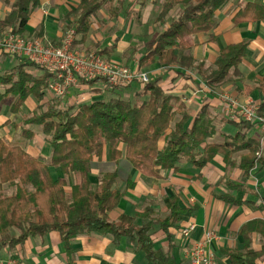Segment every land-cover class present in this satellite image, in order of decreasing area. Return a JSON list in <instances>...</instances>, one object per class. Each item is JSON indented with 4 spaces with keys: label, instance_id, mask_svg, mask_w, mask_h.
<instances>
[{
    "label": "trees",
    "instance_id": "16d2710c",
    "mask_svg": "<svg viewBox=\"0 0 264 264\" xmlns=\"http://www.w3.org/2000/svg\"><path fill=\"white\" fill-rule=\"evenodd\" d=\"M127 1L80 0L76 9L64 18L66 28L77 24V33L85 41L94 17L103 6H110V10L116 13L113 4L122 6ZM230 1L166 0L159 14L162 21L175 6L182 5L183 9L178 18L172 19L163 31L154 35L150 47L139 58L138 69L156 63L196 69L204 73V80L212 88L239 76L247 42L224 47L215 61V68L204 72L203 64L195 60L187 41L190 35L211 30L217 12ZM41 3L42 0L9 1L11 9L0 23V35L7 31L24 35L31 13ZM234 21H264V2H247L237 12ZM20 60L19 65L0 71V86L6 88L0 93V100L13 94L16 99L11 110L15 113L30 96L38 102L44 100L54 79V74L46 67L29 58L20 57ZM32 69L40 72L35 73ZM160 81L161 78L156 77L148 83H140L134 101L112 95L109 99L78 106H62V100H56L59 98L48 106L40 105L23 121L42 128L52 150L49 162L0 137V249L23 244L30 237L57 232L66 251L71 253L75 237L99 233L111 235L115 243L123 238L129 239L153 264H181L171 250L157 248L153 238L156 226L171 242L175 235L173 229L181 228V216L189 209L181 207L179 197L164 199L168 210L163 216H158L153 207L147 206L136 216L121 213L113 220L110 213L119 207L124 197V192L115 187L119 174L117 171H101L94 186L91 178L94 164L103 161L106 151L108 160L116 165L125 158L144 175L158 178L162 171L180 169L179 164L183 162L204 168L221 155L227 165L239 164L242 176L248 177L257 164L264 167V157H261L260 140L247 135L255 124L221 117L212 111L210 104L193 116L184 103L176 107L178 99L175 100ZM97 82H102L108 91L117 89L102 77L79 79V83L89 86ZM260 87L264 94V77ZM259 115L264 117V100ZM219 121L236 125L238 134H224L222 142L216 140ZM27 133L24 131L25 135ZM235 154H242L240 161H235ZM56 167L62 169L63 177L54 176L52 170ZM125 182L126 190L133 187L132 178L127 177ZM5 186H14V193L6 195ZM232 203L239 204L234 199ZM139 217L143 219L141 224L137 223ZM254 232L264 239L263 219L251 220L240 229L244 236V251L225 250V256L232 264H256L264 256V244L260 250L251 248Z\"/></svg>",
    "mask_w": 264,
    "mask_h": 264
},
{
    "label": "crops",
    "instance_id": "0c3cea01",
    "mask_svg": "<svg viewBox=\"0 0 264 264\" xmlns=\"http://www.w3.org/2000/svg\"><path fill=\"white\" fill-rule=\"evenodd\" d=\"M9 1L12 2L14 0H0V23L11 9ZM130 1L128 0L122 6L116 3L113 4L116 13H113L114 11H111L108 5L109 11L104 10L102 12L103 17L97 13L88 38L82 41L77 33L78 25L75 24L67 29V24L64 20L71 10L76 9L80 0H42L41 6L31 13L24 35L28 38L41 39L46 44L59 45L67 31L75 29L76 47L83 50H96L104 58L108 57L118 63L122 62V64L132 69H138L139 58L144 55L151 44L145 41L147 48L145 47L142 54L139 53V50L137 52L133 51L134 53L130 55L125 54L128 46L132 45L129 36L134 31V29L130 28L129 30L127 27L131 17V10L133 9V5H129ZM260 1L264 2V0ZM139 7L135 6V9H139ZM243 7L235 10H219L211 30L193 34L187 38L192 48L191 53L198 63L203 64L204 72L215 68V61L224 47L241 41L247 42L245 56L239 65V76L233 77L231 81L212 88L204 80V73L196 69L186 70L178 66L159 63L143 69V71L150 73L151 79L161 78L160 83L163 88L171 93L175 100L178 99L175 103L176 107L180 103H184L194 116L198 114L202 107L210 104L215 114L224 117L220 113L221 105L217 95L221 91L232 92L231 94L233 95L244 91L240 94L241 96H238L240 100L250 98L261 105L264 100V94L260 87V82L264 77V21L253 23L234 21L237 12ZM123 12L127 14L126 17L122 14ZM97 17H101L103 20V23L100 22V26H98L99 19ZM111 17H116L115 19L119 20L116 23V35L113 37L109 35L110 32L115 33ZM101 24L106 26L99 30ZM150 29L151 27L146 32V36H149V38L152 35ZM93 31L97 33L94 42L91 41L95 37L93 36ZM137 37L132 34L135 42L139 41ZM2 55H7L6 59L8 60L0 57V61H4L9 67L0 69L1 72H5L21 63L20 57L11 56L0 51V56ZM32 70L35 73L40 72L36 69ZM102 84V82H97L95 85L89 86L78 83L61 97H57L48 88L44 100L38 102L34 97L30 96L23 103L20 111L16 113L11 110L16 97L13 94H9L13 98L8 101L6 100L8 95H5L0 100V137L10 144L15 142L20 135L30 138L31 143L28 144L29 147L26 150L36 157H43L50 161L52 150L46 141L45 134L41 131L42 128L39 126L41 130H36V134L24 128L31 124H24L23 120L31 116L40 105L48 106L56 98H59L56 100H62V106L69 107L78 106L83 101H85L84 103H89L93 100L109 99L112 95L121 96L123 95V90L126 93L135 84H137V88H133L131 94H136L140 90L139 82H135L129 87L126 86V90L125 88H117L111 91L103 88ZM5 91L6 88L0 86V93ZM24 108L29 113L21 117L20 113ZM5 115L9 117L7 118ZM251 123L255 125L248 131L247 135L248 137L254 136L260 140L262 146L261 157H264L263 124L259 122ZM223 124L224 122L222 121L217 123L216 135H220L221 139L217 138L216 140L221 142L224 134L230 136L238 134V132H225L222 130ZM26 130L28 132L27 135L24 134ZM163 145L164 140L161 141V146ZM107 156L108 152L105 151L103 163L111 162ZM241 157L242 154H235V161H240ZM124 162L128 161L122 158L118 165L120 166ZM103 163L101 170L104 167ZM179 168L177 170L162 171L161 175L155 178L144 175L130 165L128 177L134 181L133 187L128 189V193L126 196L124 195L119 207L110 213L111 218L116 220L121 213L136 216L147 206L153 207L158 216H163L168 210L164 199L177 196L180 199L181 207L189 209L188 212L182 214L180 225H188L190 222L197 225L191 234L190 242L194 243L202 239L207 230H212L216 236L211 244L216 257V264H232L231 259L225 256V250H245L244 236L240 234V229L251 220L258 218L264 220L263 165L257 164L250 171L249 176L245 177L242 176L239 164L227 165L224 157L217 155L204 168L195 167L187 162L179 164ZM52 172L55 177L64 176L62 169L59 167L53 169ZM100 172L98 169L93 170L95 182L98 181ZM233 199L239 204L232 203ZM142 221V218H137L138 224H141ZM179 230L173 229L175 235L171 242L167 239V235L163 230L156 226L153 237L156 247L171 250L173 256L181 264H191L185 255L184 240L180 237ZM263 244V237L254 232L251 248L260 250ZM9 259L17 260L18 264H70L71 262L73 264H153L145 257L144 252L140 251L138 246L129 239L123 238L119 243H115L111 235H101L99 233H87L75 237L72 241L71 253L66 251L64 242L57 232H49L44 236L30 237L23 244L13 248L6 246L0 249V264H7ZM256 264H264V256L259 258Z\"/></svg>",
    "mask_w": 264,
    "mask_h": 264
},
{
    "label": "built area",
    "instance_id": "2783aa9c",
    "mask_svg": "<svg viewBox=\"0 0 264 264\" xmlns=\"http://www.w3.org/2000/svg\"><path fill=\"white\" fill-rule=\"evenodd\" d=\"M75 29L67 31L59 45L46 44L38 38H28L12 31L0 35V51L17 57H25L46 67L54 74L49 89L61 97L79 79L85 80L102 77L114 88L126 87L134 82L142 84L151 80L150 73L132 69L125 64L105 59L96 50H83L75 45ZM221 111L224 117L235 121L259 122L263 124L264 117L259 115L260 105L253 99L240 100L231 93L218 92ZM196 223L190 222L181 226L180 237L185 247V255L191 264H216L215 253L211 248L216 238L212 230H207L202 239L191 243V234L196 229ZM7 264H18L15 259H9Z\"/></svg>",
    "mask_w": 264,
    "mask_h": 264
},
{
    "label": "rangeland",
    "instance_id": "374dc122",
    "mask_svg": "<svg viewBox=\"0 0 264 264\" xmlns=\"http://www.w3.org/2000/svg\"><path fill=\"white\" fill-rule=\"evenodd\" d=\"M165 1L166 0H131L130 1V4L128 3L129 5H133V9L131 10V17H130V20L128 21V26L127 27L129 28V30H130V28L134 29V31H133L132 34H134V36H138L137 38H138L139 41L138 42H135L134 39L132 38V34H130V36H129L131 38L130 39V43L132 45L131 46L130 45L128 46L125 54L130 55V54L134 53L133 51L137 52L138 50H139V53L142 54L144 52L145 47L147 48L146 42L149 43V44H151V40H152L153 36L157 32L163 31V29L168 26V24L170 23V21L172 19L178 18L181 10L183 9V6L182 5L175 6L172 10H170L165 15V18L163 19L164 21H162V19L159 16V14H160L161 10H163L162 9L163 8V3ZM248 1H250V0H231L230 2H228L227 4H225L220 10H224V9L235 10V9L240 8V7H243ZM253 1H260V0H253ZM135 6H140V7H139V9H135ZM104 10L108 12L109 11L108 10V6L103 7L102 10H99L98 14H100V16H102V17H103V13L102 12ZM122 14L125 17L127 16V14L125 12H123ZM97 18L99 19L98 26H100V22L103 23V20H102L101 17H97ZM115 18L116 17H111V19H112L111 21L113 22L112 24L114 26V32H115V29L117 27L116 23L119 22V20L118 19H115ZM159 19H160V21H159ZM105 26L106 25L102 26V24H101V27H100L99 30H101V28H104ZM150 27H151V29H150L151 31L150 32L152 33L153 36L151 35V37L149 38V36H146V32H147L148 28H150ZM142 32H143V34H142ZM154 32H155V34H153ZM96 34L97 33L95 31H93V36H95V37L93 39H91V41L94 42V40L96 39ZM109 35H111L113 37L114 35H116V32L115 33L110 32ZM92 49H94V48H92ZM0 57H3V58L6 59L7 58V55H2ZM105 59L113 60V59H110L108 57L105 58ZM6 60H8V59H6ZM8 67H9V65L6 64V63H4V61H0V69H6ZM102 86H103V88H105V85L104 84H102ZM129 86H127V87H129ZM136 86H137V84H135L132 87V89L128 90V92H126V93L123 90L122 91L123 95H121V96L123 98H125V99H131V100L134 101L135 98H136V94L135 93L134 94H131V91H133V88H137ZM122 88H125V86L124 87H121V89ZM126 88H125V90H126ZM107 91H108V89H107ZM242 92H244V91H241L240 94H242ZM240 94H235L234 93V96L236 95V98H238V96ZM12 98H13L12 95H8V97H6V100L10 101ZM238 99H240V98H238ZM84 102L85 101H83L82 103H84ZM46 108L47 107H44V109H46ZM27 113H29L28 110L26 108H24L22 110V112L20 113V116L23 117V115H25ZM220 113L223 115L221 109H220ZM5 116L7 118L9 117L8 115H5ZM4 119H6V118H4ZM222 127H223L222 130H224L227 133H237L238 132L237 127L234 124H232V123H224L222 125ZM24 128L27 129V130H31V131L35 132L36 134H37V131L36 130H38V131L41 130L40 127L39 126H36V125H27ZM36 134H35V138H36ZM217 138L218 139H221L220 135H218V136L215 137V139H217ZM11 143H12V145H20V146L24 147L25 149H28V147H29L28 144L31 143V139L20 135V137L18 139H16L15 142H11ZM49 159H50V157H49ZM46 161H49V160L47 159ZM102 163H103L102 161L96 162L94 164V169H98L99 171H104V172L105 171H117L118 174H119V180H118V182H117V184H116L115 187L117 189H121L124 192V195L126 196L127 193H128V190H126V187H125L126 182L125 181H126V178L128 177L129 168H130V165L128 164V162H124L120 166L119 165H116V164H114L112 162L103 163L104 164V167L101 170ZM94 176L95 175L92 173L91 178H92V181L94 183V186H96L98 181L95 182ZM14 191H15V187L14 186H5L4 193L6 195L13 194Z\"/></svg>",
    "mask_w": 264,
    "mask_h": 264
}]
</instances>
